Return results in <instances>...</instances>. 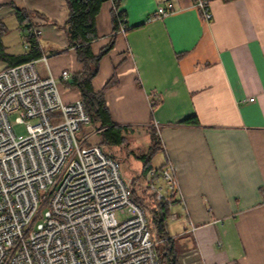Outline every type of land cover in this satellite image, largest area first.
Wrapping results in <instances>:
<instances>
[{
  "label": "crops",
  "instance_id": "0c3cea01",
  "mask_svg": "<svg viewBox=\"0 0 264 264\" xmlns=\"http://www.w3.org/2000/svg\"><path fill=\"white\" fill-rule=\"evenodd\" d=\"M0 5V21L16 26L15 37L10 29L3 37L7 52L31 51L16 7L40 13L33 17L40 56L32 61L58 80L69 71V80L59 82L61 97L81 99L68 85L84 64L70 45L65 1ZM120 6L125 34L115 33L108 0L96 17L93 54L113 43L92 86L99 92L114 81L106 105L112 122L128 128L126 141L127 133L155 127L164 157L156 166L151 161L153 168L177 165L180 195L172 212L178 218L169 221H179L178 245L194 247L202 264H264V0H211L209 22L194 0H120ZM159 6L171 13L149 20ZM7 66L0 60V69ZM194 116L199 126L178 125Z\"/></svg>",
  "mask_w": 264,
  "mask_h": 264
},
{
  "label": "built area",
  "instance_id": "2783aa9c",
  "mask_svg": "<svg viewBox=\"0 0 264 264\" xmlns=\"http://www.w3.org/2000/svg\"><path fill=\"white\" fill-rule=\"evenodd\" d=\"M108 1L115 33L125 34L127 17L117 0ZM194 2L211 21V0ZM170 13L159 6L149 20ZM28 31L41 35L37 27ZM69 78L63 71L60 80ZM60 80L36 61L0 69V264H161L148 209L133 196L120 162L80 137L91 124L86 105L64 102ZM13 114L26 124L25 137L15 134ZM177 171L167 162L144 176L147 192L170 211L166 224L178 218Z\"/></svg>",
  "mask_w": 264,
  "mask_h": 264
},
{
  "label": "trees",
  "instance_id": "16d2710c",
  "mask_svg": "<svg viewBox=\"0 0 264 264\" xmlns=\"http://www.w3.org/2000/svg\"><path fill=\"white\" fill-rule=\"evenodd\" d=\"M69 17L67 26L70 28V45L77 50L80 62L84 64V70L81 74L75 75L72 81L68 82L69 87H76L80 90L82 100L86 105V111L90 117L91 124L98 129H103L100 132L102 142H115L122 145L126 142V137L123 131L128 132L127 127H121L114 124L111 120L109 110L106 105L105 94L106 91L115 85L112 81L107 86L96 92L92 86V80L99 72V63L101 59L108 53L112 47V43L104 48L98 55H94L91 49V44L98 38L96 28V17L99 14L101 5L106 0H64ZM120 5V0H117ZM0 5V9H1ZM123 13V12H122ZM124 14V13H123ZM40 17V13L28 11L24 8L16 7V17L21 28L30 29L36 27L33 17ZM114 19V29L118 28L116 19ZM8 27L5 23L0 21V60L7 62L9 66H15L34 60L40 56L39 42L35 36L28 33L25 35V41L31 44V51L28 55H13L7 52L3 43V37L8 32ZM178 125L199 126L200 122L197 117H190L181 121ZM152 136V146L148 154L142 155L143 170L135 180L141 178L144 182V176L153 168L151 161L152 157L160 151V140L156 137V130L153 128L150 132ZM87 145H95L86 141ZM140 181V180H139ZM142 194L136 192V188L132 186L133 196L137 202L146 206L148 209L149 218L153 224V232L157 240L156 252L161 264H179L178 251L176 249V242L173 237H170L167 232L166 221L169 217L170 211L167 206L161 202L156 201L155 197L147 192L146 187H142Z\"/></svg>",
  "mask_w": 264,
  "mask_h": 264
},
{
  "label": "rangeland",
  "instance_id": "374dc122",
  "mask_svg": "<svg viewBox=\"0 0 264 264\" xmlns=\"http://www.w3.org/2000/svg\"><path fill=\"white\" fill-rule=\"evenodd\" d=\"M8 25L10 35L15 37L17 35L15 30L16 26H13L10 21L8 22ZM20 47L21 45L14 43V51H17ZM11 122L15 134L18 137H25L27 134L26 124L16 123L15 114L11 116ZM153 128L156 130V137L158 138V130L155 127L149 128V132H151ZM97 130V127L89 124L86 128L82 129L80 137L82 139H87V141L91 144H101L107 154L115 157L120 162L122 176L127 179L131 185L136 188V192L141 195V188L144 186V182H142L141 178H138V181L135 184V179L139 177V174L143 170L144 162L141 159V156L148 154L151 149V133H144V131L142 132L141 130L135 131L134 133L132 131L130 134L127 133V141L122 145H118L115 142H102L100 132L98 133ZM163 157L162 153L155 154L152 157V164L155 166L159 165ZM178 225L179 221H169L167 230L170 236L175 237L177 240L176 249L178 251L179 264H202L199 257L195 254L194 247L183 249L184 246L178 245L179 238L176 236L179 231Z\"/></svg>",
  "mask_w": 264,
  "mask_h": 264
},
{
  "label": "water",
  "instance_id": "95a60500",
  "mask_svg": "<svg viewBox=\"0 0 264 264\" xmlns=\"http://www.w3.org/2000/svg\"><path fill=\"white\" fill-rule=\"evenodd\" d=\"M69 30H70V28H69Z\"/></svg>",
  "mask_w": 264,
  "mask_h": 264
}]
</instances>
